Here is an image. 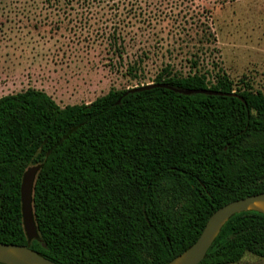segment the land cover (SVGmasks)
Returning <instances> with one entry per match:
<instances>
[{"label": "trees", "instance_id": "16d2710c", "mask_svg": "<svg viewBox=\"0 0 264 264\" xmlns=\"http://www.w3.org/2000/svg\"><path fill=\"white\" fill-rule=\"evenodd\" d=\"M154 84L220 94L111 89L60 106L29 88L0 98V242L28 244L21 186L36 166L30 247L58 264H168L218 209L264 193V93L170 66ZM248 253L264 258L255 211L234 215L201 264Z\"/></svg>", "mask_w": 264, "mask_h": 264}, {"label": "rangeland", "instance_id": "374dc122", "mask_svg": "<svg viewBox=\"0 0 264 264\" xmlns=\"http://www.w3.org/2000/svg\"><path fill=\"white\" fill-rule=\"evenodd\" d=\"M168 66L264 93V0H0V83L23 85L0 97L31 87L60 106L91 103Z\"/></svg>", "mask_w": 264, "mask_h": 264}, {"label": "water", "instance_id": "95a60500", "mask_svg": "<svg viewBox=\"0 0 264 264\" xmlns=\"http://www.w3.org/2000/svg\"><path fill=\"white\" fill-rule=\"evenodd\" d=\"M154 88H167L178 93L192 95L198 93L220 94L205 90H183L168 84H150L133 89L140 92ZM40 167L30 168L24 175L21 186V202L24 228L28 237L27 245H14L0 242L1 264H58L31 249V242L39 237L33 209V196L37 175ZM255 211L264 214V193L231 202L218 209L208 220L199 239L186 251L168 264H201L209 250L220 235L223 227L236 214Z\"/></svg>", "mask_w": 264, "mask_h": 264}, {"label": "crops", "instance_id": "0c3cea01", "mask_svg": "<svg viewBox=\"0 0 264 264\" xmlns=\"http://www.w3.org/2000/svg\"><path fill=\"white\" fill-rule=\"evenodd\" d=\"M17 73H21V71L20 70H17ZM17 83H19L20 84V86H23L22 85V83L19 81V82H16L15 80H13V79H11V80H9L8 79V76H7V80H5V81H3V82H1L0 83V85L1 86H5V87H7L8 85L10 86V85H13L14 87L16 86V85H18ZM29 88H31V87H29ZM29 88H27V89H29ZM26 89V90H27ZM25 90V89H24ZM24 90H22V91H24ZM21 92V91H20ZM19 93V92H18ZM6 96V95H5ZM3 97V96H2ZM1 98V97H0Z\"/></svg>", "mask_w": 264, "mask_h": 264}]
</instances>
